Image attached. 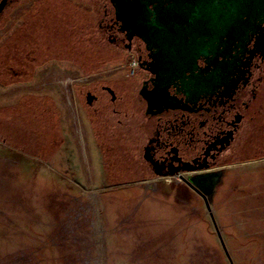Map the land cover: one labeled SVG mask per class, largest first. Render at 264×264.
Wrapping results in <instances>:
<instances>
[{
	"label": "rangeland",
	"instance_id": "374dc122",
	"mask_svg": "<svg viewBox=\"0 0 264 264\" xmlns=\"http://www.w3.org/2000/svg\"><path fill=\"white\" fill-rule=\"evenodd\" d=\"M61 1L26 2L0 22V264H264V160L197 175L212 217L178 177L118 187L97 181L94 148L118 107L84 102L97 74L82 75L54 53L37 58L34 74L17 75L35 66L20 22H40L36 14ZM63 1L72 33L103 39L97 23L107 0ZM20 77L25 82L14 83ZM99 108L102 119L93 113ZM121 136L104 145L110 164L132 150ZM113 167L103 172L112 181L138 176Z\"/></svg>",
	"mask_w": 264,
	"mask_h": 264
},
{
	"label": "flooded vegetation",
	"instance_id": "af4514ba",
	"mask_svg": "<svg viewBox=\"0 0 264 264\" xmlns=\"http://www.w3.org/2000/svg\"><path fill=\"white\" fill-rule=\"evenodd\" d=\"M29 1L36 0H0V22L9 10ZM61 2L57 18L63 21L68 8ZM35 21H21L20 33L29 31ZM97 27L107 44L104 54L108 59L100 71L93 73L97 77L90 88L84 89V102L87 106L105 101L107 107L118 105L109 109L111 115L103 122L104 140L94 148L99 172L96 179L102 186H125L164 177H178L189 184L199 174L264 160V17L243 49L210 60L208 67L205 60L211 56L200 57L196 69L173 81L166 94L153 91V51L139 37L129 38L121 30L108 0ZM89 94L93 97L90 103ZM145 96L155 107L149 110ZM93 113L102 119L100 108ZM122 132L129 135L132 150L124 157L116 154L119 159L110 164L104 145L122 141ZM242 149L249 151L237 155ZM113 165L115 170L134 171L138 176L129 182L112 181L103 172Z\"/></svg>",
	"mask_w": 264,
	"mask_h": 264
},
{
	"label": "water",
	"instance_id": "95a60500",
	"mask_svg": "<svg viewBox=\"0 0 264 264\" xmlns=\"http://www.w3.org/2000/svg\"><path fill=\"white\" fill-rule=\"evenodd\" d=\"M114 18L130 37L137 36L154 61V89L167 93V87L196 69L200 57L205 62L229 57L246 46L250 33L264 17V0H108ZM164 85L160 88V85ZM149 110L155 104L145 96ZM90 103L93 99L87 96ZM218 176L211 178L208 189ZM202 177L189 186L203 199L210 214ZM211 216V214H210ZM212 217V216H211ZM218 238L219 231L216 229Z\"/></svg>",
	"mask_w": 264,
	"mask_h": 264
},
{
	"label": "trees",
	"instance_id": "16d2710c",
	"mask_svg": "<svg viewBox=\"0 0 264 264\" xmlns=\"http://www.w3.org/2000/svg\"><path fill=\"white\" fill-rule=\"evenodd\" d=\"M69 11V9H67ZM77 11V10H76ZM70 12V11H69ZM66 20L57 18V14L60 13V7L55 5L44 9L43 14H39V21L35 23L36 32L31 30L32 33H25L22 36V42L26 41L31 47L30 52L34 53L35 58L33 60L28 59V62L34 63V68L27 69L26 67H19L17 75H31L34 74L36 65L41 61L37 58L45 59L51 54H56L59 59L57 61L66 60L72 62L78 66L82 75L93 74L100 71L106 64L108 57L104 52V40L98 36L94 39L91 34L84 31L83 34L72 33L70 30L69 13ZM84 13V12H83ZM86 14L84 13V17ZM83 17V19H84ZM87 21L83 23V27L86 26ZM75 28L78 29V25L74 22ZM30 31V29H29ZM75 32V31H74ZM32 34V35H31ZM39 37V38H37ZM37 38L36 40H34ZM50 61V60H49ZM24 78V77H23ZM25 82L22 77L18 82Z\"/></svg>",
	"mask_w": 264,
	"mask_h": 264
}]
</instances>
